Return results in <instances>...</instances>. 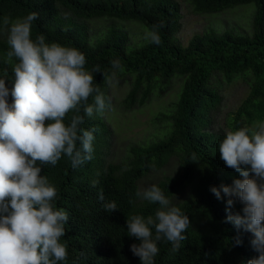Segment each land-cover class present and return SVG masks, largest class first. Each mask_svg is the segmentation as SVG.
Masks as SVG:
<instances>
[{
	"label": "trees",
	"instance_id": "trees-1",
	"mask_svg": "<svg viewBox=\"0 0 264 264\" xmlns=\"http://www.w3.org/2000/svg\"><path fill=\"white\" fill-rule=\"evenodd\" d=\"M190 1L196 11L210 13L254 4L252 31L212 29L194 34L183 44L176 36L182 23L178 0H0V19L9 16L15 20L36 12L33 39L44 35L47 43L75 47L85 54L86 69L99 66L101 72L95 73L94 84L106 99L108 79L114 73L132 77L126 97L129 105L144 103L158 84L168 83L176 75L183 77L169 115L170 129L158 139L132 145L126 164L108 162L98 168L96 148L107 137L109 126L101 115H93L85 116L80 126L96 129L93 159L76 169L66 156L55 166H43L42 175L58 190L56 208L69 215L66 235L61 238L68 258L59 264H142L130 249L139 241L127 234L126 221L134 215L146 218L155 214L159 206L136 195L141 191L140 180L173 157L177 159L175 171L154 184L173 206L189 216L191 225L179 250L172 251L166 240L157 242L159 252L154 264H247L258 255L249 244L251 233L242 229L239 234L243 243L231 246L237 229L225 222L227 197L218 200L210 191L211 186L232 185L235 178H241L220 158L218 146L226 134L211 129V116L222 95L210 83L217 73L227 81L240 75L250 77L249 93L233 115L234 129L264 122V0ZM103 18L138 21L149 31L158 32L161 43L145 40L130 45L128 31L115 24L101 34L92 32L88 21ZM8 50L7 29L0 27V78L11 83L17 61L13 58L12 63L7 62ZM114 60L124 71L112 67ZM93 181L98 182L95 187ZM101 191L104 200L99 199ZM106 202H115L119 209L106 212ZM242 207L237 201L232 211H241Z\"/></svg>",
	"mask_w": 264,
	"mask_h": 264
},
{
	"label": "clouds",
	"instance_id": "clouds-1",
	"mask_svg": "<svg viewBox=\"0 0 264 264\" xmlns=\"http://www.w3.org/2000/svg\"><path fill=\"white\" fill-rule=\"evenodd\" d=\"M37 19L36 12L0 19V27L7 29L6 60L17 61L12 82L0 78V264L67 260L61 238L69 215L56 208L58 190L42 175L43 166H55L65 156L73 169L92 160L96 129L80 126L85 116L103 115L111 108V101L94 84L99 66L86 69V56L75 47L47 43L44 35L33 39ZM145 39L161 43L155 30ZM112 67L124 71L118 60ZM218 150L225 165L241 177L232 185L210 187L218 200L227 197L225 222L237 229L231 246L243 243L241 229L251 233L249 244L258 255L247 264H264V123L228 132ZM97 183L93 181V186ZM136 195L159 206L154 215H134L126 221L127 234L139 241L130 246L133 255L142 264H154L157 242L166 240L172 251L179 250L191 220L155 184ZM99 199L104 200L102 191ZM237 201L242 210L233 212ZM103 208L108 213L119 209L115 202H106Z\"/></svg>",
	"mask_w": 264,
	"mask_h": 264
},
{
	"label": "rangeland",
	"instance_id": "rangeland-1",
	"mask_svg": "<svg viewBox=\"0 0 264 264\" xmlns=\"http://www.w3.org/2000/svg\"><path fill=\"white\" fill-rule=\"evenodd\" d=\"M181 4L182 23L176 33L177 39L187 44L196 33L232 28L240 32L252 31L254 4L236 5L220 12H198L190 0H178ZM91 31L96 34L104 32L108 25L115 24L126 29L130 36V45L137 46L144 42L145 34L149 32L146 26L135 20L103 18L89 20ZM108 100L111 108L101 115L109 126L107 137L99 142L96 148L97 166L102 163L118 162L126 164L129 161L130 148L134 144H145L165 135L171 127L169 115L175 107L183 85L181 75L174 76L168 83L158 84L150 97L134 105L126 102V97L132 85V77L126 73H114L108 79ZM222 95L220 105L213 110L211 129L227 134L235 131L233 115L250 90V77L237 76L232 81L225 80L222 75L215 74L211 83ZM264 123V122H262ZM259 122L248 123L241 128L258 125ZM100 152V153H99ZM177 167V159L173 157L167 165L153 169L140 180V189L144 191L165 175L171 174Z\"/></svg>",
	"mask_w": 264,
	"mask_h": 264
}]
</instances>
